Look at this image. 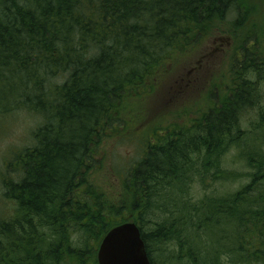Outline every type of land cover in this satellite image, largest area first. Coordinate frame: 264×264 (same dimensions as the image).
Returning <instances> with one entry per match:
<instances>
[{"label":"trees","instance_id":"1","mask_svg":"<svg viewBox=\"0 0 264 264\" xmlns=\"http://www.w3.org/2000/svg\"><path fill=\"white\" fill-rule=\"evenodd\" d=\"M237 8V0H0V81L9 89L0 92V121L23 110L42 120L34 145L15 155L14 177L3 180L15 210L0 221V264H98L97 249L112 228L159 214L163 221L149 235L141 229L149 257V239L168 240L179 263L264 264L257 83L234 77L221 107L192 127L156 125L144 154L125 172L118 166L124 178L117 196L94 180L104 138L129 125L127 102L153 94L174 54L195 49ZM253 55L243 49L244 58ZM249 69L264 81V58ZM253 111L256 121L243 129ZM232 147L255 170L249 185L168 210L196 174L207 188L210 178L237 179L222 168Z\"/></svg>","mask_w":264,"mask_h":264},{"label":"rangeland","instance_id":"2","mask_svg":"<svg viewBox=\"0 0 264 264\" xmlns=\"http://www.w3.org/2000/svg\"><path fill=\"white\" fill-rule=\"evenodd\" d=\"M237 5L236 10L230 11L204 33L205 36L195 49L174 54L172 64L155 82L153 94L127 102L129 125L119 133H109L104 138L103 168L94 177L95 182L109 194L117 196L120 192L124 175L119 174V167L125 172L144 154L146 143L151 140V132L156 125L192 127L203 114L226 99L225 96L237 84L234 77L240 75L255 87L257 83L256 101L261 107L264 106V81L259 79L254 70L249 69L250 66L257 67L264 58V0H237ZM244 48L255 52L250 60L244 58ZM255 59L258 60L256 64ZM0 77L5 78L3 74ZM18 81H11L17 93L20 91ZM7 85L0 81V92L8 91ZM18 97L19 94L14 96ZM9 114L4 121H0V221L8 220L15 210L14 203L5 198L4 177H14L15 155L34 145L33 133L42 122L39 116L25 110ZM254 121L256 111L247 113L242 128L248 129ZM222 168L237 179L214 182L210 178L213 183L207 188L203 178L196 174L185 188V194L178 193L175 205L169 206L168 210L200 205L208 197L214 199L235 195L252 182L255 173L246 159L241 157L237 147H232L224 155ZM259 188L264 190V185ZM163 218L159 214L158 217L148 218V223L138 226L149 235ZM90 246H93L92 242ZM148 246L152 264H186L174 261L178 251L168 240L164 243L149 239Z\"/></svg>","mask_w":264,"mask_h":264},{"label":"water","instance_id":"3","mask_svg":"<svg viewBox=\"0 0 264 264\" xmlns=\"http://www.w3.org/2000/svg\"><path fill=\"white\" fill-rule=\"evenodd\" d=\"M99 264H152L139 227L128 222L111 229L98 252Z\"/></svg>","mask_w":264,"mask_h":264}]
</instances>
